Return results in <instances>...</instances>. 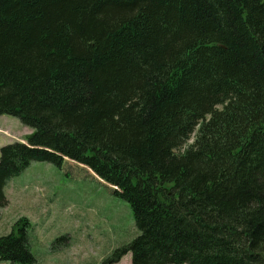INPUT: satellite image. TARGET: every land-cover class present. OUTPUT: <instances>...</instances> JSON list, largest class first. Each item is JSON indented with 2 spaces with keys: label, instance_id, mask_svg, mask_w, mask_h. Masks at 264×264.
<instances>
[{
  "label": "trees",
  "instance_id": "1",
  "mask_svg": "<svg viewBox=\"0 0 264 264\" xmlns=\"http://www.w3.org/2000/svg\"><path fill=\"white\" fill-rule=\"evenodd\" d=\"M2 115L131 205L100 264H264V0H0ZM6 150L0 218L29 165ZM11 231L0 262L37 264L29 220Z\"/></svg>",
  "mask_w": 264,
  "mask_h": 264
},
{
  "label": "rangeland",
  "instance_id": "2",
  "mask_svg": "<svg viewBox=\"0 0 264 264\" xmlns=\"http://www.w3.org/2000/svg\"><path fill=\"white\" fill-rule=\"evenodd\" d=\"M36 136L17 117L0 116V162L9 159L6 148L11 147L19 161L29 160L26 170L7 186L9 205L2 210L0 237L27 218L37 264H100L111 251L137 237L133 209L104 178L106 168L99 170L84 153H65ZM193 142L194 136L185 149ZM117 264H132L131 254Z\"/></svg>",
  "mask_w": 264,
  "mask_h": 264
},
{
  "label": "crops",
  "instance_id": "3",
  "mask_svg": "<svg viewBox=\"0 0 264 264\" xmlns=\"http://www.w3.org/2000/svg\"><path fill=\"white\" fill-rule=\"evenodd\" d=\"M9 188V187H8ZM15 191H17V192H19V190L18 189H16ZM9 205V204H8Z\"/></svg>",
  "mask_w": 264,
  "mask_h": 264
}]
</instances>
